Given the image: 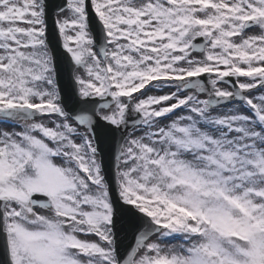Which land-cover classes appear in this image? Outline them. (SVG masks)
<instances>
[{"label": "snow or ice", "instance_id": "6c2138e0", "mask_svg": "<svg viewBox=\"0 0 264 264\" xmlns=\"http://www.w3.org/2000/svg\"><path fill=\"white\" fill-rule=\"evenodd\" d=\"M0 252V264H264V0H0Z\"/></svg>", "mask_w": 264, "mask_h": 264}]
</instances>
